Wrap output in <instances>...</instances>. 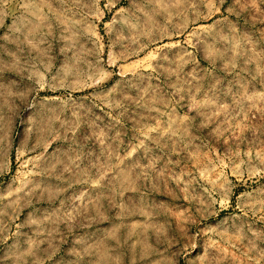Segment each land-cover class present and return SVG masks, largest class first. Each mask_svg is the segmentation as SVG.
Segmentation results:
<instances>
[{
	"label": "rangeland",
	"instance_id": "374dc122",
	"mask_svg": "<svg viewBox=\"0 0 264 264\" xmlns=\"http://www.w3.org/2000/svg\"><path fill=\"white\" fill-rule=\"evenodd\" d=\"M0 264H264V0H0Z\"/></svg>",
	"mask_w": 264,
	"mask_h": 264
}]
</instances>
